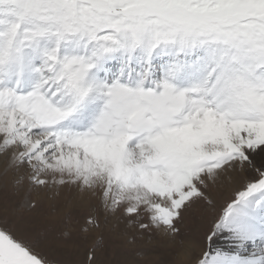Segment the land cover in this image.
<instances>
[{"label": "snow or ice", "instance_id": "snow-or-ice-1", "mask_svg": "<svg viewBox=\"0 0 264 264\" xmlns=\"http://www.w3.org/2000/svg\"><path fill=\"white\" fill-rule=\"evenodd\" d=\"M0 159L5 198L9 171L98 198L57 245L96 233L85 264L106 214L187 264H264V0H0ZM37 248L0 224V264H67Z\"/></svg>", "mask_w": 264, "mask_h": 264}, {"label": "rangeland", "instance_id": "rangeland-1", "mask_svg": "<svg viewBox=\"0 0 264 264\" xmlns=\"http://www.w3.org/2000/svg\"><path fill=\"white\" fill-rule=\"evenodd\" d=\"M2 162L5 168V162ZM40 190L42 194L36 202V207L29 208L26 202L20 201L14 189H7L6 198L1 189L0 224L6 219L13 231L26 234L29 239L37 241L38 251L51 255L53 249L62 241L60 234L64 231L65 223L82 219L84 211L81 202L87 199L90 203L98 205L99 201L98 198L86 197L75 187ZM225 190L231 191L217 187L210 189L213 196L218 193L217 191H221L217 196L221 204L228 199L225 198ZM106 215L108 220L102 228L103 247L98 253L100 264H126L127 261L134 264H175L173 260L178 251L169 252L172 245L167 246L168 240L164 236L155 232L141 235L138 228L129 225L123 216ZM180 227L185 239L192 238L195 227L194 215L186 214ZM133 237L134 243L129 244L128 240ZM95 238L96 233L87 240L76 237L62 249L57 248L58 254L67 264H85L84 250Z\"/></svg>", "mask_w": 264, "mask_h": 264}, {"label": "bare ground", "instance_id": "bare-ground-1", "mask_svg": "<svg viewBox=\"0 0 264 264\" xmlns=\"http://www.w3.org/2000/svg\"><path fill=\"white\" fill-rule=\"evenodd\" d=\"M3 160L0 159V185H2L5 181V177L3 175L4 172V166H3ZM20 175L18 173H13L11 171L8 172L7 174V189H14V191L17 194V197L20 199V201L27 202L29 200L37 202L40 198V195L42 194V190L40 189H33L30 187L27 179L21 180L19 184L15 183V181L20 179ZM2 188H0L1 190ZM3 190V189H2ZM218 193L213 196L217 199V196L221 194V191H217ZM225 198H228L230 195H232V190L228 191L225 190L224 192ZM1 200V199H0ZM37 205V204H36ZM167 246H171L169 241H167ZM178 251V254L175 255L174 257V262L175 264H187L188 257L187 255L178 247L175 245H172V249H169L170 253H174V251ZM169 253V254H170Z\"/></svg>", "mask_w": 264, "mask_h": 264}]
</instances>
